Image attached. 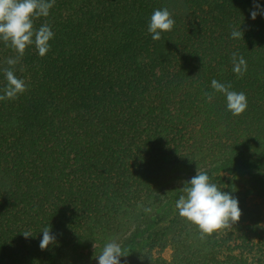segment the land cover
Instances as JSON below:
<instances>
[{
    "label": "trees",
    "instance_id": "trees-1",
    "mask_svg": "<svg viewBox=\"0 0 264 264\" xmlns=\"http://www.w3.org/2000/svg\"><path fill=\"white\" fill-rule=\"evenodd\" d=\"M0 264H264V0H0Z\"/></svg>",
    "mask_w": 264,
    "mask_h": 264
}]
</instances>
